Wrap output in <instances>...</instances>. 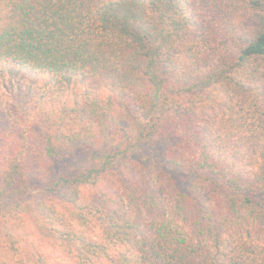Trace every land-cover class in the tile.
<instances>
[{
	"label": "trees",
	"instance_id": "1",
	"mask_svg": "<svg viewBox=\"0 0 264 264\" xmlns=\"http://www.w3.org/2000/svg\"><path fill=\"white\" fill-rule=\"evenodd\" d=\"M0 264H264V0H0Z\"/></svg>",
	"mask_w": 264,
	"mask_h": 264
},
{
	"label": "rangeland",
	"instance_id": "2",
	"mask_svg": "<svg viewBox=\"0 0 264 264\" xmlns=\"http://www.w3.org/2000/svg\"><path fill=\"white\" fill-rule=\"evenodd\" d=\"M24 76L23 80L25 79V81L29 84H33L34 82L36 84H42L46 81V77L45 76H41L39 74H36V73H31V72H23L22 74ZM74 89L75 90H78L80 92H84V88L81 86V84H75L74 85ZM171 143H174V140L172 139L170 141ZM81 158V156H80ZM82 161H76V160H70L69 161V168L71 166H75L76 164H79V165H82L84 168H87L93 161H95V159H97V156H93L92 158L88 159V158H81ZM44 246V249H46L47 251H49V253L54 257V258H59L60 255L59 253H57L55 250H53L52 248H50L49 246L47 245H43Z\"/></svg>",
	"mask_w": 264,
	"mask_h": 264
}]
</instances>
